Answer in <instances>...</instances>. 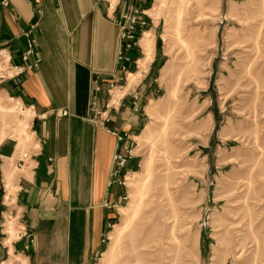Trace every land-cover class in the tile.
Wrapping results in <instances>:
<instances>
[{"label": "rangeland", "instance_id": "374dc122", "mask_svg": "<svg viewBox=\"0 0 264 264\" xmlns=\"http://www.w3.org/2000/svg\"><path fill=\"white\" fill-rule=\"evenodd\" d=\"M145 3L155 33L127 75L140 79L154 46L152 96L94 264H264V0ZM3 82L0 142L13 139L21 156L38 145L34 114ZM113 93L115 103L123 92Z\"/></svg>", "mask_w": 264, "mask_h": 264}, {"label": "crops", "instance_id": "0c3cea01", "mask_svg": "<svg viewBox=\"0 0 264 264\" xmlns=\"http://www.w3.org/2000/svg\"><path fill=\"white\" fill-rule=\"evenodd\" d=\"M6 1L4 5L0 0V49L12 64L22 63L23 31L31 28L35 54L27 63L33 58L38 63L19 80L4 81L3 86L7 94L32 105L38 145L19 169L17 143L13 139L0 142V213L18 215L28 234L5 243L0 230V261L94 264L108 228L118 219L123 196L118 178L131 165L132 153L126 152H131L144 119V103L152 96L154 46L140 79L129 85L140 73L136 72L128 83V75L136 71L142 57L137 43L142 47L144 33L153 29L150 19L138 29L136 35L141 36L125 50L124 61L116 60L121 46L117 21L129 11L146 14L148 1ZM111 82L123 93L107 107L112 100ZM96 85L101 115L91 110ZM52 109H67L68 114L59 116ZM115 133L126 136L117 142ZM117 152L127 155L125 167L118 170L113 160ZM4 187L12 192L8 200L3 198Z\"/></svg>", "mask_w": 264, "mask_h": 264}, {"label": "built area", "instance_id": "2783aa9c", "mask_svg": "<svg viewBox=\"0 0 264 264\" xmlns=\"http://www.w3.org/2000/svg\"><path fill=\"white\" fill-rule=\"evenodd\" d=\"M2 3L4 5H7L6 0H2ZM141 14H144V13H140L139 11L126 12L121 16L120 19H118L117 24L120 27L119 37L121 41V46L118 47L117 52H116L117 61H124L125 59H127V57L125 56V50L132 48L136 44L137 42L136 34H137L138 28L146 25L147 21L144 18H142ZM23 35L26 37V48L24 52L22 53V57H21L22 63L12 64L10 62L9 55L3 49L0 50V52L3 53L4 56H7L6 61H4L3 59V62H2L5 70L3 69L2 72L0 73V82L6 81L8 79L19 80V78L25 73V71L37 66L38 60L35 58H33L31 62L27 63V60H29L31 57H34V54H35L36 38L32 34L31 28L23 31ZM4 56L3 58H5ZM121 69L125 70V66L122 65ZM115 87L116 86L114 82L109 83L108 91H109V94H111V97H113V91L115 90ZM99 90H100L99 85H96L94 88V93L92 94V97H91V110L95 112L97 115H101V112L99 111V109H97V93L99 92ZM119 99H120V96L118 97L117 100ZM117 100L114 102L117 103ZM11 102L14 103L15 108H18L21 110L23 109V107H27L29 110L32 109L33 111L32 105H27L18 96L11 97ZM112 104L114 103L111 101V104L106 105V106L108 107V106H111ZM51 112L55 113L56 115H60V116H65L68 114L67 109H63V110H53L52 109ZM125 136L126 135L124 134L115 133L117 142L121 141ZM34 149H36V147ZM127 153L130 154V151L128 150ZM27 155H28L27 152H23V154H21L19 162L18 164H16V167H18L19 169L23 167L24 158L27 157ZM113 160L115 162V165L118 168L123 167L125 165L126 155L120 152H117L113 155ZM116 173H117V170H114L112 175H115ZM11 193L12 192L10 189H8L7 187H4L3 198L5 200H8L9 197L11 196ZM0 229L4 237L5 243H10L14 240L21 239L22 237H25L28 235L18 215L11 213V212H3V211L1 212ZM16 262L17 264H22L19 260H16ZM0 264H5V261H0Z\"/></svg>", "mask_w": 264, "mask_h": 264}, {"label": "bare ground", "instance_id": "6f19581e", "mask_svg": "<svg viewBox=\"0 0 264 264\" xmlns=\"http://www.w3.org/2000/svg\"><path fill=\"white\" fill-rule=\"evenodd\" d=\"M113 2V1H112ZM113 6V5H112ZM149 52V51H148ZM5 57V61L7 59V56H4ZM145 62V60H143ZM5 70V69H4ZM2 72V70H1ZM135 79V78H134ZM129 83V82H128ZM113 96H114V93H113ZM118 99V98H117ZM116 99V100H117ZM18 100V99H17ZM19 101V100H18ZM18 109V108H17ZM20 110V109H19ZM21 112H23V110H21ZM19 111V113H21ZM23 113H25V116L28 115V114H31V116L34 114L33 111H30L29 109L25 110ZM28 126V124H26V122H23V130ZM24 132V131H23Z\"/></svg>", "mask_w": 264, "mask_h": 264}]
</instances>
